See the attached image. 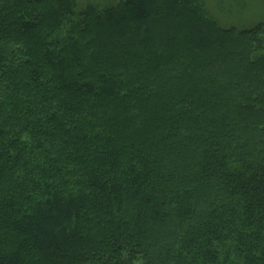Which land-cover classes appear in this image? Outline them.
I'll return each mask as SVG.
<instances>
[{"label": "trees", "instance_id": "trees-1", "mask_svg": "<svg viewBox=\"0 0 264 264\" xmlns=\"http://www.w3.org/2000/svg\"><path fill=\"white\" fill-rule=\"evenodd\" d=\"M216 17L0 0V264H264V20Z\"/></svg>", "mask_w": 264, "mask_h": 264}, {"label": "rangeland", "instance_id": "rangeland-1", "mask_svg": "<svg viewBox=\"0 0 264 264\" xmlns=\"http://www.w3.org/2000/svg\"><path fill=\"white\" fill-rule=\"evenodd\" d=\"M79 4H95L101 7L115 4L117 0H75ZM210 9L217 10L219 22L226 27L248 26L264 20L263 0H206Z\"/></svg>", "mask_w": 264, "mask_h": 264}]
</instances>
